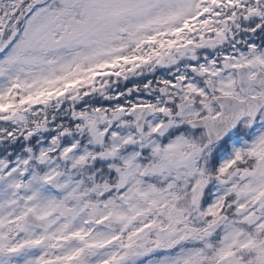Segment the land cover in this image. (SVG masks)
I'll list each match as a JSON object with an SVG mask.
<instances>
[{
	"label": "snow or ice",
	"instance_id": "6c2138e0",
	"mask_svg": "<svg viewBox=\"0 0 264 264\" xmlns=\"http://www.w3.org/2000/svg\"><path fill=\"white\" fill-rule=\"evenodd\" d=\"M0 264H264V0H0Z\"/></svg>",
	"mask_w": 264,
	"mask_h": 264
}]
</instances>
